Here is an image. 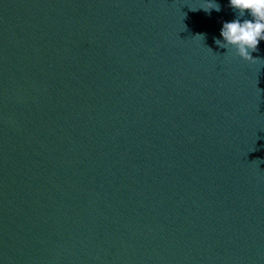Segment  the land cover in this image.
Returning a JSON list of instances; mask_svg holds the SVG:
<instances>
[{
  "label": "water",
  "instance_id": "1",
  "mask_svg": "<svg viewBox=\"0 0 264 264\" xmlns=\"http://www.w3.org/2000/svg\"><path fill=\"white\" fill-rule=\"evenodd\" d=\"M206 2L0 0V264H264V41Z\"/></svg>",
  "mask_w": 264,
  "mask_h": 264
},
{
  "label": "clouds",
  "instance_id": "2",
  "mask_svg": "<svg viewBox=\"0 0 264 264\" xmlns=\"http://www.w3.org/2000/svg\"><path fill=\"white\" fill-rule=\"evenodd\" d=\"M229 7L236 17L223 23L220 31L222 40L215 42L227 51L234 50L244 61H254L252 53L257 52L258 45L264 41V0H229ZM200 9L207 13L212 10L219 12L221 6L216 0H208Z\"/></svg>",
  "mask_w": 264,
  "mask_h": 264
}]
</instances>
